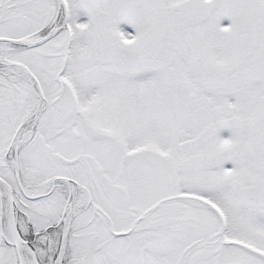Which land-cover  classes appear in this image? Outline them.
<instances>
[{
  "label": "snow or ice",
  "instance_id": "snow-or-ice-1",
  "mask_svg": "<svg viewBox=\"0 0 264 264\" xmlns=\"http://www.w3.org/2000/svg\"><path fill=\"white\" fill-rule=\"evenodd\" d=\"M0 264H264V0H0Z\"/></svg>",
  "mask_w": 264,
  "mask_h": 264
}]
</instances>
